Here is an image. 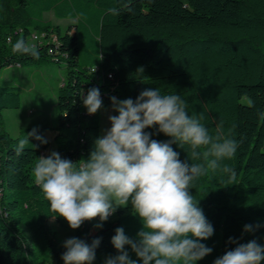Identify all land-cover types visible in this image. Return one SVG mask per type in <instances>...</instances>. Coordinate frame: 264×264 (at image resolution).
<instances>
[{
    "label": "trees",
    "instance_id": "trees-1",
    "mask_svg": "<svg viewBox=\"0 0 264 264\" xmlns=\"http://www.w3.org/2000/svg\"><path fill=\"white\" fill-rule=\"evenodd\" d=\"M125 3L133 13L123 10ZM109 8L121 14L111 15ZM49 11L76 22L65 29L45 18ZM34 33L42 39L39 59L12 52L8 37L31 44ZM53 60L67 66L52 126L63 158L78 163L88 158L101 135V110L111 108L110 97L135 100L147 88L180 94L189 115L203 112L210 135L220 126L225 138L238 142L234 157L224 161L236 170L232 184L220 182L219 171L210 170L189 190L214 227V234L202 241L212 253L195 264H213L234 248L230 237L264 245V0H0V71ZM93 87L100 90L103 107L89 115L80 93L86 96ZM20 106V86L0 83V264H64L66 239L51 225L50 203L32 175L38 157L48 155L50 128L21 126L12 135L4 110ZM34 128L48 142L29 137L18 153L19 140ZM145 131L154 132L155 126ZM152 138L171 139L162 133ZM172 147L180 160L191 163L188 145ZM117 212V219L101 229L85 221L73 230L62 217L55 219L64 220L73 237L88 243L100 237L92 264H104L107 256L117 254L111 243L117 227L130 238L142 228L130 204ZM246 224L260 227L244 232Z\"/></svg>",
    "mask_w": 264,
    "mask_h": 264
},
{
    "label": "clouds",
    "instance_id": "clouds-1",
    "mask_svg": "<svg viewBox=\"0 0 264 264\" xmlns=\"http://www.w3.org/2000/svg\"><path fill=\"white\" fill-rule=\"evenodd\" d=\"M123 10L133 13L130 3ZM107 13L118 16L121 9L109 8ZM12 52L39 59L36 44L24 39L12 42ZM142 72L143 70H138ZM80 97L89 115L103 107L98 88H90ZM111 112L107 119L110 127L104 128L93 142V148L83 162H73L51 151L38 157L32 169L34 183L44 199L50 203V217H62L73 230L85 221H99L93 226L101 229L104 222L118 208L131 205L132 214L138 216L142 228L135 238L125 234L123 227L115 229L111 243L116 255L105 258L104 264H195L212 253L213 249L202 241L214 234L213 225L207 220L198 200L190 193L195 182L203 175L219 171L220 182L232 184L236 170L224 163L231 160L238 142L225 138L222 127L215 135L202 123L203 112L188 114L189 104L180 94H162L159 88L142 90L132 98L110 97ZM264 115V114H262ZM155 126L154 132L145 131ZM164 134L171 139L159 141L153 135ZM32 137L42 144L48 141L37 129L20 139V153ZM189 146L188 163L182 161L172 147ZM192 161H197L193 163ZM225 177L227 180L225 181ZM260 225L246 224L244 232H252ZM101 238L91 243L77 237L63 242L64 264H92ZM217 257L213 264H261L264 245L255 239L240 243ZM126 246L138 259H132Z\"/></svg>",
    "mask_w": 264,
    "mask_h": 264
},
{
    "label": "rangeland",
    "instance_id": "rangeland-1",
    "mask_svg": "<svg viewBox=\"0 0 264 264\" xmlns=\"http://www.w3.org/2000/svg\"><path fill=\"white\" fill-rule=\"evenodd\" d=\"M45 18L61 25L65 29L76 22V19L59 18L55 16L53 11L46 12ZM66 69L65 61L53 60L37 66L23 65L22 68L16 69L5 67L0 71V83L17 84L20 86L21 93L20 108L4 110V119L8 131L12 135H17L21 126L31 124L48 125L50 128L46 133L50 141L48 155L51 151L58 152V145L54 140L55 131L52 126L56 123L59 114L56 106V94L65 77ZM31 108L37 109L30 110ZM42 108L46 110V113H41ZM109 114L115 115L116 113L111 112V108L101 110V131L110 127L107 119ZM121 209L127 210V207ZM117 211L107 222L111 220L113 222L117 219ZM98 221L99 217L91 221V223L95 225ZM50 223L57 229L59 236L63 239L71 238L75 234L73 230L68 228L64 220L59 222L56 219H52Z\"/></svg>",
    "mask_w": 264,
    "mask_h": 264
},
{
    "label": "built area",
    "instance_id": "built-area-1",
    "mask_svg": "<svg viewBox=\"0 0 264 264\" xmlns=\"http://www.w3.org/2000/svg\"><path fill=\"white\" fill-rule=\"evenodd\" d=\"M42 43L41 36L38 33H34L31 38V44ZM45 156H47V152L45 151Z\"/></svg>",
    "mask_w": 264,
    "mask_h": 264
},
{
    "label": "crops",
    "instance_id": "crops-1",
    "mask_svg": "<svg viewBox=\"0 0 264 264\" xmlns=\"http://www.w3.org/2000/svg\"><path fill=\"white\" fill-rule=\"evenodd\" d=\"M32 109L36 110L37 108H31L30 110H32ZM41 113H42V114H43V113H46V110H45L44 108H42ZM31 125H32V124H31ZM34 125H35V124H34Z\"/></svg>",
    "mask_w": 264,
    "mask_h": 264
},
{
    "label": "bare ground",
    "instance_id": "bare-ground-1",
    "mask_svg": "<svg viewBox=\"0 0 264 264\" xmlns=\"http://www.w3.org/2000/svg\"><path fill=\"white\" fill-rule=\"evenodd\" d=\"M17 65H20V64H17Z\"/></svg>",
    "mask_w": 264,
    "mask_h": 264
}]
</instances>
